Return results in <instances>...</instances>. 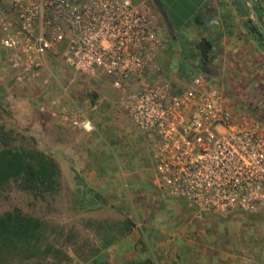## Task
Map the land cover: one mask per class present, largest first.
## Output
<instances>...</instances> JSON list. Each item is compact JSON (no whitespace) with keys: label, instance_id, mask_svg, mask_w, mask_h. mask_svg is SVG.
<instances>
[{"label":"built area","instance_id":"1","mask_svg":"<svg viewBox=\"0 0 264 264\" xmlns=\"http://www.w3.org/2000/svg\"><path fill=\"white\" fill-rule=\"evenodd\" d=\"M5 12L14 24H2L0 46L15 84L34 80L48 57L108 76L146 140L161 195L198 215L264 212V124L250 112L233 115L205 73L180 87L160 76L152 54L164 44L150 0H9ZM63 118L92 130L85 117Z\"/></svg>","mask_w":264,"mask_h":264},{"label":"rangeland","instance_id":"2","mask_svg":"<svg viewBox=\"0 0 264 264\" xmlns=\"http://www.w3.org/2000/svg\"><path fill=\"white\" fill-rule=\"evenodd\" d=\"M8 2L0 0V28L2 24H14L13 16L5 12ZM159 36L165 40L160 33ZM163 44L164 52L171 50L182 55V44H176V48L171 42L164 41ZM159 52L153 53V58ZM7 57L8 51L0 46V134L4 132L8 135L10 145L36 150L50 159H57L56 166L60 167L54 187L43 198L22 189L16 182L6 183L0 190V214L17 209L40 218L46 224L43 240L65 252L73 264H85V259L88 258L89 262L91 256H96L103 249L102 243L109 239L106 236L113 237L117 233L123 220H129L130 226L135 225L139 230L145 221H149L152 205L160 206L157 210L163 217V213H168L163 205L175 202L182 205V208L176 207L182 209V227L193 230L199 227L207 238L204 242L202 240V244H207V241L215 245L218 242L220 249L235 252L233 264H258L257 251L264 245V214L227 211L198 215L183 199L160 198L161 193L154 184L156 174L146 140L119 106L117 93L111 87L108 76L101 73L91 76L77 74L66 68L58 58L48 57L46 69H39L34 80L18 85L11 78ZM163 70L169 75L172 69L166 66ZM175 76L174 82L164 79L173 87L182 86V76L176 73ZM92 94L101 99L100 107L95 110L85 107ZM69 112L74 113V117L85 115L98 123L105 121L102 124L107 129L106 135L110 134L106 139L113 148L112 154L116 150L124 152L118 154V159L114 154L113 160L118 162L112 160L111 163L120 167H117L118 179L90 183L80 175L78 177L80 166L74 161V156H82L79 154L82 147L71 144L75 138L81 142L83 133L92 130L85 132L71 125L68 119L63 118ZM255 114L259 116L256 111ZM234 115L237 117L240 112ZM98 137L101 139V135L98 134ZM101 141L104 142L103 138ZM116 142L124 143V147L119 145L117 149L113 145ZM90 150L95 152L98 148ZM124 169L140 172L142 177L135 180L128 179L126 175L121 177L120 171L125 172ZM129 181H133V185ZM90 197H94V201L81 207V203ZM178 213L177 210L171 214L177 216ZM166 215L163 222L173 226V216ZM115 239L111 238V242ZM139 239L144 253L151 254L155 259L150 239ZM239 252L243 254L241 257ZM226 264H232V261L227 260Z\"/></svg>","mask_w":264,"mask_h":264},{"label":"crops","instance_id":"3","mask_svg":"<svg viewBox=\"0 0 264 264\" xmlns=\"http://www.w3.org/2000/svg\"><path fill=\"white\" fill-rule=\"evenodd\" d=\"M234 1L150 0L156 14L155 25L158 33L164 37V41L174 43L172 46L174 48L176 44H182V55L177 51L164 52L163 46L162 50L154 56V64L160 67V76L170 82L176 81L175 73L182 76L183 86L195 73L199 72L197 66H200L202 62L200 46L202 42L208 44L205 51L207 58L205 68L209 73L206 75L220 85L225 104L232 114L234 115L237 111L240 115L247 112L255 114L256 111L259 118L264 121L263 41L248 30L247 23L249 20L250 24L256 25L264 32V0H251L252 12L239 11ZM246 4H250V0H246ZM165 65L172 69L169 75H166V71L163 70L166 68ZM100 102L101 99L92 94L85 107L95 110L100 107ZM56 112L63 111L56 110ZM67 116L75 115L69 112ZM81 116L85 117V115ZM85 118L90 121L92 131L83 133L81 142L75 138L71 144L73 147H82L79 151L82 156H74V161L80 166L77 170L78 177L80 175L90 183H96V180H104L105 183L112 178L118 179L117 167H120L111 163L114 154L118 159V154H124V152L116 150L112 154L113 148H110V142L106 139L110 134L106 135L107 129L102 124L105 121L98 123L99 121L92 117ZM98 134L101 135V139ZM102 138L104 142L101 141ZM116 143L113 145L124 147V143ZM92 147H97L98 150L95 152L90 150ZM52 160L57 164V159L52 158ZM124 171H120L121 177L126 175L132 180L142 177L140 172L134 170L129 172L125 169ZM130 184L133 185V181ZM164 197L160 194V198ZM177 206L182 208L181 204L175 202L163 205V209L168 213H163L164 216L161 217L162 213L157 210L160 206L152 205L150 208L153 211L149 221L140 224L139 230L135 228V225H131L124 233L114 237L117 239L106 247H102L103 249L96 256L91 257L89 262L91 264H127L128 261H141L145 257H150L154 264H176V261L178 264H215V262L226 264L227 260H231L233 264L236 258L235 252L220 249L218 242H215V245H210L207 241V244H202V240L204 242L207 238L199 227L194 230L182 227V209L176 208ZM177 210L179 212L177 216L171 214ZM166 214L173 216V226L165 225L163 222ZM139 238L150 239L149 244L155 252L156 260L152 258L150 252V256L144 253ZM263 247L264 245H261L257 251L258 264L264 263ZM241 255L243 254L239 252L238 256L241 257Z\"/></svg>","mask_w":264,"mask_h":264},{"label":"trees","instance_id":"4","mask_svg":"<svg viewBox=\"0 0 264 264\" xmlns=\"http://www.w3.org/2000/svg\"><path fill=\"white\" fill-rule=\"evenodd\" d=\"M7 136L4 132L0 134V190L6 183L13 181L22 189L43 198L51 192L57 181L56 163L39 151L10 145ZM93 201L94 197L87 198L81 203V207L84 203L90 205ZM256 213L264 214L261 211ZM130 224L129 220H123L122 227L112 236L121 235L130 228ZM45 227L46 224L40 218L17 209L1 213L0 264H73V260L65 252L43 240ZM113 237L106 236L109 239L101 247L111 243ZM86 261L85 264H91ZM127 264L154 262L150 257H145L141 261H128Z\"/></svg>","mask_w":264,"mask_h":264},{"label":"water","instance_id":"5","mask_svg":"<svg viewBox=\"0 0 264 264\" xmlns=\"http://www.w3.org/2000/svg\"><path fill=\"white\" fill-rule=\"evenodd\" d=\"M234 4L239 8V11H242V12H252L251 10V0H250V4H246V0H235L234 1ZM254 13V11H253ZM248 23V30L250 32H252L254 35H256L259 40H262L263 43H262V46L264 48V32L262 29L258 28L256 25H252L250 24V21L248 20L247 21ZM202 45L200 46V53H201V56H202V62L200 64V66H197L199 72H202V73H209V71L205 68L206 67V61H207V58H206V55H205V51L206 49L208 48V44L206 43H201ZM257 119H259L263 124H264V121L262 119L259 118V116H256V114L252 113Z\"/></svg>","mask_w":264,"mask_h":264}]
</instances>
